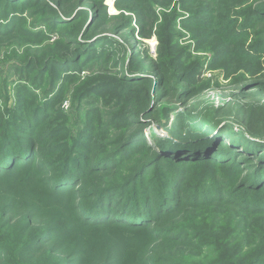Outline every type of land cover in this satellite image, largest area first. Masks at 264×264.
<instances>
[{"label": "trees", "instance_id": "obj_1", "mask_svg": "<svg viewBox=\"0 0 264 264\" xmlns=\"http://www.w3.org/2000/svg\"><path fill=\"white\" fill-rule=\"evenodd\" d=\"M215 1L219 2L203 0L204 11L188 14L185 21L196 16L200 19V14H214L212 6ZM123 9L128 10V7ZM122 16L123 13L110 19ZM150 16L154 17V14ZM150 16L144 14L137 19L138 31L145 38L150 36L155 23L149 21ZM211 18V21H220L221 15ZM263 18L252 13L246 15L245 24L250 26ZM91 22L92 18L88 26ZM227 24L231 26L230 20L223 27ZM145 25L147 30H144ZM222 31L223 28L220 34ZM242 35L234 28L225 37L227 45L234 44ZM261 40L244 48L248 60L257 64L264 58L263 36ZM231 54V50L225 49L217 53L216 58L221 61ZM239 55L245 58L243 53ZM179 67H175V71ZM160 69L158 84L168 88L170 85H165L162 80L165 75L161 65ZM76 70L78 75L75 77H79L83 70L78 67ZM178 76L170 75L169 79L177 80ZM184 76V73L180 75V81L185 80ZM62 77L66 79L74 74L65 72ZM36 80L35 84L40 85L42 79ZM146 82L148 78L145 76L128 81ZM118 88V94H122V89ZM99 89L102 96L96 92ZM105 90L104 86L96 87L92 99L85 101L87 108L83 107L82 114L77 109L74 117L71 110L65 112L61 106L54 107L60 93L59 86L32 104L30 112L23 113L26 117L17 115L14 109L0 107V184L9 187L11 194L20 191L26 195L23 199L18 194L13 195L7 206L5 202L0 203V233L6 237L0 236V264H21L18 256L24 257L27 264H131L135 261L140 264H202L203 260L185 255L205 246H213L209 251L212 260L206 264H234L230 260L232 253H226L225 249L237 236L242 237L237 241L239 249L248 244L251 249L247 252L251 250L254 254L246 255L244 261L239 259V263L264 264V128L254 125L238 133L232 125L215 127L212 124L219 121L215 122L206 115L185 114L187 117L180 118L178 126L184 122L187 125L177 131L171 128L169 131L174 135L162 140L157 136L148 138L144 132L149 123L130 109L133 98L142 101L147 90L143 96L127 87L124 94H133L125 98L122 105L117 103L110 108L111 113L104 111L101 114L102 108L97 102L105 96L107 99V91L102 93ZM158 96L162 95L158 93ZM176 102L174 108H180L181 114L185 109L184 101L178 99ZM124 105L130 106L129 109L122 107ZM151 107L143 109L141 114L149 115ZM7 112H13L12 118L19 125L9 122ZM106 115L109 118L103 129L98 120ZM197 120L206 124L203 125L205 130L200 129L202 125L195 124ZM245 133L256 139L246 138ZM111 134L114 139L109 145L107 142L97 145L95 135L102 138ZM195 137L202 141L200 144L210 145L197 151L196 143H188ZM188 150L192 152L188 153ZM127 162L129 164L125 165ZM246 162H250L249 173L243 174L240 168ZM196 164L204 167L197 171ZM223 165H228L224 173L216 172L217 167ZM190 168L194 171L192 175L188 174ZM114 172L118 177H113ZM190 180L195 183L188 186ZM234 180H239L238 184L233 185ZM224 205L231 206L230 215L235 211L237 219L246 220L247 225L241 226L238 220H231L235 227L221 232L225 225L221 219V222L212 224V231H202L207 242L198 241L199 246L193 245V240L188 239V221L194 222L193 228L202 226L206 223L205 215L212 212L209 208L218 209ZM201 207L204 209L198 213L196 209ZM66 211L70 224L66 219L58 224L56 217H65ZM240 213L244 219L239 218ZM47 214L46 222H42L41 215ZM116 226L136 235L145 233L146 237L135 238L133 243L130 239L115 242L106 247L103 255L97 254L111 240L105 238L106 243L102 239L91 240L83 232ZM196 235L199 236V232ZM49 244L57 246L42 256Z\"/></svg>", "mask_w": 264, "mask_h": 264}, {"label": "rangeland", "instance_id": "obj_2", "mask_svg": "<svg viewBox=\"0 0 264 264\" xmlns=\"http://www.w3.org/2000/svg\"><path fill=\"white\" fill-rule=\"evenodd\" d=\"M125 7H128V10L123 9ZM212 8L214 14L209 16L200 14V19L196 16L190 21H185L188 14L204 11L203 0H111V4L107 0H10V2L0 0V107L14 109L17 115L26 117L23 113L30 112L32 104L41 101L51 90H56L59 86L60 93L54 107L61 106L65 112L71 110L74 117L77 109L82 114L83 107L87 108L85 101L92 99L91 95H94L95 88L104 86L106 90L102 93L107 91V99L106 96L102 97L97 104L102 108L101 114L104 111L111 113L110 108L113 109L117 103L122 105L123 100L133 94V92L124 94L129 87L131 91H136L135 94L143 96L147 90L148 94L142 101L133 98L130 109L137 113L138 118H143L149 123L144 132L148 138L153 136L161 140L169 138V135H174V132L169 130L172 128L177 131L184 128L187 122L178 126L180 118L191 114L206 115L215 122L219 121L212 124L217 128L232 125L238 133L242 132L243 128L248 130L254 125L264 128V58L257 64L248 60L244 51V48L263 41L261 38L264 37V18L250 26H246L245 21L246 15L252 13L264 17V0H219L215 1ZM122 13L121 18L110 19L111 16ZM144 14L148 16L154 14V17H149V21L155 23L147 38L142 36L137 26V19ZM215 15H221V20L211 21V17ZM91 18L92 22L88 26ZM227 20H230L231 26L227 24L224 28ZM76 26L80 28L77 29ZM234 28L243 35L239 40L237 38L234 44L227 45L225 37ZM147 29L148 26L145 25L144 30ZM225 49L231 50L230 57L217 60V53ZM241 53L245 58L239 55ZM160 65L165 75H162V80L165 85H170L168 88L158 84L159 74L162 73ZM76 67L83 70L80 71L79 77H75L78 75ZM175 67H179V70L175 71ZM26 69L31 74H28ZM65 72L73 73L75 78L63 79ZM183 73L185 80L180 81L182 79L180 75ZM170 75L179 76L177 80H171ZM141 76L148 78V82L128 83L130 78ZM36 79H42L38 86L35 84L38 82ZM118 87L122 89L120 90L122 94H118ZM96 92L102 96L100 89ZM158 93L162 96L159 97ZM178 99L184 101L185 109L181 114L180 108H174ZM149 105L152 106V110L149 115L144 116L141 111L146 110ZM122 107L129 109L130 106ZM6 114L11 124L19 125V122L12 118L13 112ZM108 118L106 115L98 120L101 128H106ZM197 122L195 124L199 127L202 125L200 129L205 130L206 124L199 120ZM245 134L248 139H256L250 137L248 133ZM112 135L114 134L102 138L95 135V141L97 145L100 142H107L109 145L114 139ZM198 140L196 137L188 140L189 144L196 143L197 151L210 145L200 144L202 141ZM257 146L259 148L260 145ZM190 152L192 151L188 150V153ZM249 163L242 165L240 172L249 173ZM128 164L127 162L125 165ZM227 166L217 167L216 172L224 173ZM203 167L196 164L195 169L200 171ZM188 171L189 175L194 173L192 168ZM113 177H118V174L114 172ZM237 182L234 180L233 185L238 184ZM194 183L195 181L190 180L188 186ZM16 194L22 199L26 197L25 193L21 194L20 191L11 194L9 187L0 184L1 204L4 202L6 206L11 204L13 200L11 197ZM230 207L224 205L218 209L209 208L208 210L212 212L208 216L205 215L206 223L202 225L203 227L198 225L193 228L194 222L188 221V239L193 240V245L199 246L198 241L207 242L201 234L202 231H212V224L221 222V219L225 223L221 232L235 227L231 220L237 221L238 215H234L235 211L230 210L233 215L231 216ZM202 209L204 207L197 208L196 211L199 213L203 211ZM7 215L10 213L7 212ZM68 215L69 212L66 211L64 212L66 218L56 217L57 223L60 224V220L64 219L69 223ZM47 218L48 214L41 215L40 220L46 222ZM239 218L245 217L240 213ZM238 222L240 223L238 225H247L246 220ZM196 230L199 236H195L198 233ZM83 233L91 240L102 239L105 243L106 239L111 240L109 244L102 246L103 250L97 253L99 255H103L106 247L112 246L115 242L130 239L133 243L135 238L146 237L145 233L135 232L138 233L136 235L117 226L86 229ZM4 235L3 232L0 233L5 239ZM241 239L240 236L235 237L234 243L225 249L226 253H232L230 260L234 264H242L239 263V259L244 261L246 255L253 254L251 250L247 252L250 248L248 244L242 250L239 249L240 243L237 241ZM49 245L42 256L57 246ZM212 250L213 246H205L200 251L191 250L185 256L203 260L200 263L206 264L212 260L209 253ZM236 253L239 254L238 257H235ZM18 257L21 264H27L24 257ZM131 264L140 262L135 261Z\"/></svg>", "mask_w": 264, "mask_h": 264}, {"label": "bare ground", "instance_id": "obj_3", "mask_svg": "<svg viewBox=\"0 0 264 264\" xmlns=\"http://www.w3.org/2000/svg\"><path fill=\"white\" fill-rule=\"evenodd\" d=\"M107 2H108L109 4H111V0H107Z\"/></svg>", "mask_w": 264, "mask_h": 264}, {"label": "built area", "instance_id": "obj_4", "mask_svg": "<svg viewBox=\"0 0 264 264\" xmlns=\"http://www.w3.org/2000/svg\"><path fill=\"white\" fill-rule=\"evenodd\" d=\"M66 104V103H65Z\"/></svg>", "mask_w": 264, "mask_h": 264}]
</instances>
